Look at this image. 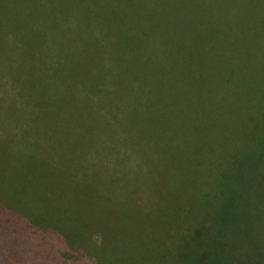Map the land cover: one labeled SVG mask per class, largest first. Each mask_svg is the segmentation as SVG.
<instances>
[{
  "label": "rangeland",
  "instance_id": "1",
  "mask_svg": "<svg viewBox=\"0 0 264 264\" xmlns=\"http://www.w3.org/2000/svg\"><path fill=\"white\" fill-rule=\"evenodd\" d=\"M99 1L105 0H0V76L7 83L0 78V124L6 129L0 139L7 146L14 140L13 157L19 158L5 167L11 157L0 156V239L6 241L0 244V264H74L65 242L68 230L96 240L118 232L122 257L146 256L137 236L148 239V228L154 230L151 212L163 209L162 219L175 233L190 210L199 218L204 201L194 194L209 187V180L223 188L213 202L232 209L230 221L251 213L248 221L260 222L264 142L238 136L264 126V0H109L105 6ZM72 6L80 12L76 24L85 18L83 40L110 41L100 54L111 62L106 74L113 73L105 79L113 82V105L119 108L112 124L135 152L128 154L132 171H121L116 162L110 182L94 168L78 176L67 165L73 161L74 168L85 169L80 149L99 144L94 115L81 108L83 95L50 61V43L75 44L77 28L67 21ZM107 16L113 19L109 26L103 25ZM226 66L241 75L229 85L220 80ZM23 115L43 145L26 156L10 127L13 116ZM222 131L235 136L221 140L216 155L214 141ZM100 148L117 160L110 146ZM215 160L224 167L214 178ZM144 185L148 202H133L131 219L113 213L119 191ZM115 215L117 222L110 221L105 232V217ZM249 225L239 238L245 248L238 264H264V231Z\"/></svg>",
  "mask_w": 264,
  "mask_h": 264
},
{
  "label": "trees",
  "instance_id": "2",
  "mask_svg": "<svg viewBox=\"0 0 264 264\" xmlns=\"http://www.w3.org/2000/svg\"><path fill=\"white\" fill-rule=\"evenodd\" d=\"M108 1L109 0L99 1L97 3L105 6ZM70 8L67 21L74 23L77 28V31L74 32L75 44L70 45L68 41L60 43L56 41L50 43L48 45L50 48L49 51L52 55L50 61L56 67L55 70L63 71L67 82L73 84L75 89L78 90V92L75 93L83 95L82 101L84 102L81 104V108L94 115L93 117L91 116L93 118L91 124L97 125L93 134L95 133L94 136L99 144L97 148L91 146L86 152L83 148L80 149L82 155L80 156L82 158V163L86 166L85 169H83V167L81 169L74 168L73 161L67 163V165L71 172L78 176L82 171L94 168L95 171L98 170V172L101 175H104L103 177L110 182L113 173L112 171L114 170V163L117 166V163H119L121 171H130L129 169L132 171L135 167V163H132L134 161L131 158L133 156L128 155L135 154V152H133L127 144L128 142L126 140L125 132H123L122 129H117L112 124L113 119L118 118L119 108L113 105L114 96L111 94V91L114 90L112 89V86L114 85L109 78L113 73L110 70L106 74L108 68H110L111 62L105 60L109 58L102 57L100 54L101 49L102 53H104L110 41L104 37L105 41L99 45H95L96 36H93L94 41L90 39L86 40V38L83 40L79 31L83 27L82 23H85V18L82 19L80 25L76 24L80 12L76 6ZM112 20V18L107 16V18L103 20V25L109 26ZM125 20V18H121L120 22L125 23ZM79 26L80 28L78 29ZM91 32L95 35L93 30H91ZM56 47H61L62 49L57 50ZM85 47H88L89 54ZM61 50L65 51L63 57L58 54ZM239 58L243 59L244 56L240 54ZM102 62L107 65V68L102 66ZM225 72V75H223L220 80L224 82V84L227 82L226 85H229L230 83L228 82L238 74H236L234 66H226ZM91 76L95 77V81L88 80ZM106 76H110L108 77L109 83L105 82ZM238 76L241 75L239 74ZM0 78L4 80L1 81V83L6 85V77L1 75ZM244 90L247 91L248 89L244 88ZM261 99L260 103H263V97H261ZM27 122L26 115L20 116L18 119L13 116L12 124L10 126L22 139L20 147L21 150H24L22 151V154L24 153L25 156L29 154L30 150L34 151L43 147L41 142L34 135V132L27 127ZM1 130L6 132L3 124H0V133ZM217 135L218 139L214 142L219 147V150L211 151L216 155H220V141L222 140V142H226L227 139L233 138L235 134H223L222 131L218 132L216 136ZM238 138L241 140L253 141L256 144L259 143V141L264 142V126L247 128L239 133ZM13 142L14 140H12L10 145L7 146L4 145L0 139V156L4 157L7 155L11 157V160L6 163L7 165L5 167H7L10 162L19 159L13 157L15 156ZM101 145H106V147L110 146V149L116 154L118 161L112 160L113 154L105 153L100 148ZM257 150L258 148H254L255 153H259ZM86 158L92 160L97 165L89 163L90 160H86ZM212 162L215 163V172L213 171L212 173V177L215 178L217 172L220 171V173H222L221 171L224 165L221 161L215 160ZM208 184L209 187L208 185H203V190L200 192L196 190V193L194 194V196L203 199L204 201L202 204L204 210L198 213L199 218L196 219L197 211L193 217L190 210L189 214L184 217L187 221L181 223L173 234L172 230L168 229L166 225L167 222L162 219L165 215L164 210L156 209V211L154 210L151 212L152 218L155 219V221L151 223V226L155 231L148 228V239H142V237L137 236V241H141V244H143L146 256L139 257L125 254V257H122L123 249L120 242L121 240L117 239V237L120 236L118 232L116 233V236H113L108 240L102 237H99V239L96 240L91 239L90 235L79 236L72 230H68V235L65 236V233L61 230L63 239L64 236L66 237L65 242L68 246L67 249L73 252L69 258L76 260L74 264H238V261L244 256L243 249L245 248L244 242L239 239L241 237V232H247L249 224L251 229L253 224H257L259 226L257 228H262L264 231V202H258L256 205V208L261 213L259 216L260 222L248 221L251 213L245 217H236L235 221H230L232 209L225 210L222 203L216 204L213 202V197H215L216 201L223 188L220 190L219 183H216L213 180H209ZM144 189L145 185L143 189L137 187V189L127 192V194L119 191L114 199L115 204L113 205V213H116L123 218H130V210L132 209L130 205L133 202L139 205V201L141 200V203L148 202V194L150 196L149 186L148 190L146 189L144 191ZM140 191L143 192L139 194ZM0 203L2 202L0 201ZM245 211L247 212V210ZM175 213L178 216L177 211H175ZM117 218L119 217L116 215L113 217H105L104 222L107 224L104 228L105 232H109L108 224L110 221L117 222ZM29 226H31L36 234L39 232L37 235L43 234L41 229L38 231L36 224L32 223V221H30ZM250 227L249 230L251 231ZM238 232H240L239 235L237 234ZM99 233L101 232L99 231L98 235H100ZM248 237L254 242V246H259V242H256L254 234L251 236L248 234ZM0 241L1 245H6L5 238L0 239ZM261 242L264 243V240ZM257 249H259V247Z\"/></svg>",
  "mask_w": 264,
  "mask_h": 264
}]
</instances>
